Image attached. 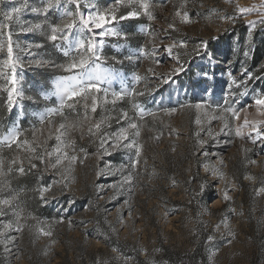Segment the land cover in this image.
Returning <instances> with one entry per match:
<instances>
[{"label":"rangeland","instance_id":"rangeland-1","mask_svg":"<svg viewBox=\"0 0 264 264\" xmlns=\"http://www.w3.org/2000/svg\"><path fill=\"white\" fill-rule=\"evenodd\" d=\"M30 2L34 6H41L39 0ZM98 2L103 5L107 0ZM151 2L159 5L154 11L155 21L142 16L121 22V28L128 38L119 41L113 39L110 44L119 42L125 47L117 49L106 46L104 49L106 56H116L117 61H122L112 65L120 75L103 85L109 92L108 102L101 103L103 97H99L97 112L91 113L89 109L88 119H84L85 110L78 107L75 113L65 111L67 121L59 118L56 120L57 127L60 122L74 123L85 133L81 140L78 131L69 130L78 148L84 147L86 152H78L81 160L75 163L70 174L68 190L54 188L52 195L57 199L45 206L32 191L39 186L35 173L12 181V186L17 190L23 189L28 183L21 196L26 211L48 220L64 217V223L54 227L53 238L56 243L52 244L49 238L25 230L19 241V258H16L15 248L12 249L13 254L9 255L0 246V264H97L98 261L101 264L105 261L107 264H123V259L114 257L130 258L129 264H142L139 258L145 260L144 264H151L153 260L157 264L160 261L164 264H207L208 251L204 240L222 216H227L233 235L216 242L219 252L214 258V264H264V194H256V189L264 182V143L257 141L253 144L247 137L241 139L227 130L221 132L223 121L211 119L213 115H220L218 111L213 113V109L223 103L230 91H237L234 87L229 88V73L239 78L242 67H246L257 76H264L261 71L264 68V26L250 29L245 23V20L257 19L258 13L247 15L234 24L221 19V16L233 11L235 4L232 0H190L189 10L193 22H177L176 27L180 31H172L171 35L176 40L186 41L187 48L176 51L179 62L187 61L185 67L194 68V75H191L189 69L175 77V83L162 88L153 87L157 81L148 78L150 74L147 69L154 68L159 75L178 66L176 62L165 57L161 64L156 65L148 58L137 61L125 57L148 39L141 31L148 25H151L149 31L154 32L161 45L172 42L162 38L165 31L169 30L177 10L175 5L180 0ZM236 2L245 7L259 5L264 0ZM12 6L14 0H3L0 4V8L5 10ZM49 18L55 20L57 16L50 13ZM22 19L38 22L41 16L26 11ZM0 22H3L2 17ZM249 31L252 32L251 37ZM14 39L21 46L25 43H44V37L39 33H17ZM202 41L208 44V55L200 47ZM197 48L200 49L199 54L194 51ZM40 51L42 54L47 53L46 58L60 59V54L50 43H45ZM18 71L24 77L25 96H32L34 100L39 92L51 90L52 81L58 75L48 68L25 67ZM202 71L208 72L212 78H201ZM137 74L142 78L139 82L135 80ZM248 87L264 92V80H252ZM132 88L144 94L116 100L115 104L111 102L110 93L130 91ZM0 99H5L2 90ZM58 103L56 97L39 105L25 99L23 107L29 121L23 125L22 119V126L29 128L38 124L37 116L32 114H39L46 107H54ZM197 103L204 106L198 109L195 107ZM253 103L249 95L242 97L235 107H247L250 120L264 119L258 116L254 107H249ZM133 104L157 113L155 117L145 115L141 131L140 141L144 145L143 157L147 159V167L145 169L141 165L134 193L130 194L126 187L116 199H110L114 194L110 185L121 178L116 170L126 168L131 153L124 149H109L111 155H101L97 145L89 143L87 128L92 121L101 117L116 118L123 111L133 116ZM162 108L175 111L160 112ZM19 112V107L13 109L11 121L19 119ZM244 116L245 113L241 112L239 121L229 117V124L242 123ZM197 120H200L199 124ZM122 123H116L113 119L109 131L115 132ZM209 126L214 138L207 135ZM2 128L4 125H0ZM201 139L208 141L203 147L199 145ZM54 142L49 141L50 144ZM245 148L248 151H244ZM204 152L209 154L207 159L202 154ZM220 159H223L222 166L219 165ZM205 163L217 165L225 178H215L207 193L196 197L194 190L199 191L200 181L213 179L205 172ZM106 166L113 174L99 175L102 169L107 171ZM197 174L199 179H193ZM246 176L255 179L248 180ZM41 182L47 184L49 177H43ZM225 190L231 197V204L223 200ZM229 207L235 209L234 214L228 212ZM69 220L72 221L71 225ZM228 239H231L230 244ZM156 249L161 251L156 252Z\"/></svg>","mask_w":264,"mask_h":264},{"label":"snow or ice","instance_id":"snow-or-ice-1","mask_svg":"<svg viewBox=\"0 0 264 264\" xmlns=\"http://www.w3.org/2000/svg\"><path fill=\"white\" fill-rule=\"evenodd\" d=\"M41 6H34L30 0H14V6L5 10L0 8V78L3 83L0 84V90L5 93V110L9 113L14 108L19 107V119L13 120L10 124H5L0 129V246L4 253L12 255V249H16V258L19 253V241L25 230L36 236H44L50 239L52 244L56 243L54 236V227L64 223V217L52 218L51 220L42 219L35 216L32 212L26 211L23 207L21 196L24 190H17L12 186V181L18 177L27 176L35 173L39 186L32 191L38 197L42 205H47L51 200L57 199L52 195L53 189L60 187L62 190H68L70 183V174L74 170V165L81 160L80 154L86 152L84 147L77 145L76 139L70 134L69 130L78 131L80 139L84 138V131L78 128L74 123L60 122L56 126V120L67 121L65 111L75 113L78 107L85 110L84 119H88L87 111L96 113L98 108V98L103 97L101 103H107L109 92L103 85L115 79L117 73L112 67L113 63H122L117 61L116 56H106L104 49L106 46L122 48L125 45L117 42L110 44L115 39L127 40V34L121 28V22L130 19H139L144 16L149 21H155V8L159 5L153 4L151 0H107L101 5L98 0H39ZM235 6L231 13L221 16V19L230 23H236L252 13H258L255 20H245L250 29H255L258 25L264 26V2L259 5L242 7L236 0H232ZM3 0H0V4ZM190 0H180L175 5L176 11L172 17V23L169 24V30L165 31L162 39H169L172 42L167 45H161L153 31H149L151 25L146 26L141 31L147 36V40L136 51L131 52L125 57L127 60L135 58L140 61L142 58L150 59L154 64L162 63V58H169L176 62L178 66L171 68L167 73H156L154 68H148L150 74L148 78L155 79L157 85L153 87L162 88L164 85L175 83V77L181 73H186L189 69L185 63L179 62V54L176 50L186 49L187 43L184 40H176L171 32L179 33L180 29L176 27L180 24L192 23L189 10ZM40 14L41 19L38 22H31L22 19L25 12ZM50 13L57 16L53 20L49 18ZM17 33H39L44 37V43H25L23 46L18 40L14 39ZM249 37L252 32L249 31ZM45 43H50L51 47L60 54V59L46 58L47 53H41ZM201 48L207 53L208 44L201 42ZM147 49V51H145ZM199 54L200 49H194ZM246 56L247 53H244ZM211 63V57H209ZM25 67L48 68L54 70L58 75L52 81L50 91L39 92L34 100L32 96H25L23 88V75L18 69ZM264 72V68L261 69ZM230 76L229 88L233 87L237 91L229 92V95L223 99V103L213 109V113L219 112L220 115H213L212 120H222L221 132L227 130L238 138L247 137L253 144L257 141L264 143V119L250 120L247 115V107L237 109L235 104L239 103L242 97L252 96L254 103L249 107H254L259 117H264V92L255 89H249L248 84L252 80H264V76H257L242 67L239 78ZM200 77L211 79L208 72H201ZM121 79L123 77L121 76ZM140 75L135 76V80H141ZM207 91V89H205ZM143 92L132 88L130 91L112 92V103L116 100H123L129 96H141ZM56 97L59 103L54 107H46L43 112L32 115L37 116L38 124L29 128H24L21 120L25 119L28 113L24 110L23 101L25 99L33 101L37 105ZM83 102V103H81ZM184 105H181L183 107ZM204 105L197 103L196 108ZM134 115L129 116L127 111H123L116 118L101 117L99 120L92 121L87 128L89 143L97 145V151L101 155H111L109 151L117 149L128 150L131 154L126 168L117 169L120 179L117 183L110 185L114 194L110 199H116L117 196L125 190L134 193L136 182L140 176V167L143 165L146 169L147 159L143 157L144 145L141 143V131L145 115L156 116V112L146 110L139 104H133ZM160 112L170 113L175 109H160ZM244 112L243 122L240 124H229V117L233 121L240 120V113ZM115 119L116 123L123 121L121 126L111 132V121ZM139 121V123L137 122ZM197 124L200 120L196 121ZM211 121H209L210 125ZM247 129V131H245ZM209 138H214L211 127L207 129ZM158 139V137H155ZM55 141L50 144L49 141ZM207 140H199V145L203 147ZM248 151V149H244ZM205 158L209 154L202 153ZM82 162V161H81ZM219 165H223V159H220ZM107 171L101 170L98 174H113L111 169L106 166ZM204 170L213 179H203L199 184V191L194 190V196L202 197L212 187L215 178L224 179L225 174L220 168L211 163L204 164ZM48 176L49 182L42 183L43 177ZM193 179H199V174ZM245 179L254 180L253 176H246ZM227 183V182H226ZM256 194H264V182L256 189ZM223 200L231 204V197L228 191L223 193ZM128 201H125L127 204ZM230 214L235 213V209L229 207ZM31 221V223H29ZM71 225L72 221H68ZM47 229V230H46ZM226 230V235H225ZM15 233V234H13ZM233 232L227 216H222L220 221L215 224L212 232L207 234L204 244L207 247V264H214V258L219 252L216 242L219 239L231 237ZM231 243V239H228ZM146 251V249H142ZM156 252L161 251L156 249ZM114 259H123V264H129L130 258L114 257ZM101 264V262H97ZM107 264V262H103ZM151 264H157L152 261ZM159 264H164L160 261Z\"/></svg>","mask_w":264,"mask_h":264},{"label":"trees","instance_id":"trees-1","mask_svg":"<svg viewBox=\"0 0 264 264\" xmlns=\"http://www.w3.org/2000/svg\"><path fill=\"white\" fill-rule=\"evenodd\" d=\"M132 23H133V22H132ZM134 25H135V24H134ZM130 26H131L132 28H134L133 25L130 24ZM135 37H136V36H135ZM189 69H190V71H191V75H194V68H192V67L189 66ZM12 118H13V116L11 115V113H9V112H7V111L5 110L4 100H3V99H0V125L9 124V122L12 120ZM28 121H29V118H25V119L23 120V122H22L23 125H26ZM27 187H28V183L25 184V185L23 186V189H26ZM139 260L142 262V264L145 263V260L140 259V258H139ZM188 264H189V263H188Z\"/></svg>","mask_w":264,"mask_h":264}]
</instances>
